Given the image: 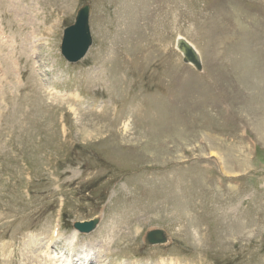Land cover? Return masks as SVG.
I'll use <instances>...</instances> for the list:
<instances>
[{
    "label": "rangeland",
    "instance_id": "1",
    "mask_svg": "<svg viewBox=\"0 0 264 264\" xmlns=\"http://www.w3.org/2000/svg\"><path fill=\"white\" fill-rule=\"evenodd\" d=\"M0 131V264H54L55 226L67 255L95 218L85 264H264V0H0Z\"/></svg>",
    "mask_w": 264,
    "mask_h": 264
},
{
    "label": "water",
    "instance_id": "2",
    "mask_svg": "<svg viewBox=\"0 0 264 264\" xmlns=\"http://www.w3.org/2000/svg\"><path fill=\"white\" fill-rule=\"evenodd\" d=\"M91 6L83 5L76 12L74 23L63 31L60 52L68 63H76L87 53L92 43L89 27V15ZM176 49L182 54L183 62L192 65L197 71H201V61L196 50L185 39L176 40ZM98 219L87 222H75L73 228L79 233L92 232L98 224ZM169 241L165 231L155 229L146 232L144 243L147 246L165 245Z\"/></svg>",
    "mask_w": 264,
    "mask_h": 264
},
{
    "label": "bare ground",
    "instance_id": "3",
    "mask_svg": "<svg viewBox=\"0 0 264 264\" xmlns=\"http://www.w3.org/2000/svg\"><path fill=\"white\" fill-rule=\"evenodd\" d=\"M3 22V21H2ZM8 28V27H7ZM6 36V35H5ZM11 38V37H10ZM21 40V39H20ZM13 41V40H12ZM5 42V41H4ZM3 42V43H4ZM15 47V46H14ZM144 53V52H143ZM30 64V63H29ZM31 67V66H30ZM105 73V72H104ZM106 74V73H105ZM106 77V76H105ZM98 78V77H97ZM102 78V77H101ZM98 82V81H97ZM40 83V82H39ZM97 84H100V83H97ZM93 85V84H92ZM96 85V84H95ZM41 87V86H40ZM109 91H110V89H108ZM99 92V91H98ZM110 93V92H109ZM57 94V93H56ZM158 94V93H157ZM57 97V96H56ZM61 97V96H60ZM163 97V96H162ZM64 98V97H63ZM116 103V102H115ZM117 106V105H116ZM112 112H111V114H112V116L113 117H116V118H118V117H121L122 115H123V112H121V111H119V110H117V109H115V108H112V110H111ZM103 112V111H102ZM109 112H110V110H109ZM88 113V112H87ZM105 114V113H104ZM161 114V113H160ZM102 115H103V113H102ZM101 115V116H102ZM162 115V114H161ZM164 115V114H163ZM83 116V115H82ZM84 116H86V118H87V116L89 117V116H91L92 118H96L98 115H94L93 113H88V114H84ZM105 116H106V114H105ZM127 117V116H126ZM160 117V116H159ZM163 117V116H162ZM91 118V119H92ZM98 118V117H97ZM81 120H83V118L81 119ZM104 120V119H103ZM103 120H98L99 122H104ZM90 121V120H89ZM81 125H82V123H81ZM96 125H98V124H93V126H91L90 128H92V131H99V129L98 128H96ZM102 125V124H101ZM99 127V126H98ZM102 127V126H101ZM86 128H88L87 127V125H85L84 124V126H81V129L84 131V132H86L84 129H86ZM126 128V127H125ZM123 129V128H122ZM67 130V129H66ZM80 130V129H79ZM126 130V129H125ZM1 132V131H0ZM3 132V131H2ZM81 132V131H80ZM83 132V133H84ZM87 133V132H86ZM93 135V134H92ZM67 135H65V137H66ZM88 136V135H87ZM65 141V140H64ZM111 231V230H110ZM115 231V230H114ZM113 231V232H114ZM109 232V231H108ZM115 234H116V232H115ZM120 235H123V234H120ZM127 234H125V236H126ZM110 236V235H109ZM112 236V235H111ZM117 237V236H116ZM119 237V236H118ZM63 238V235H61V233H58V231H53V234H52V236H50L49 237V239H47V241H45V247H44V252H45V255L47 256V258H52L51 260H52V262H54V264H74L75 263V259H76V257L78 258V259H81L79 256H77L76 255V251L78 250V249H81V251L80 252H82V254H81V256H82V259H83V261H82V263L83 264H85L86 262H91V261H93L92 259H91V256L89 255V253H86L85 252V248H84V246L85 245H78V246H76V242H78V233L76 232V231H73L69 236H68V238L65 240V243H66V245L68 246V254L67 255H65L64 253H63V251H60L59 253H56V254H54L53 256H51V254L49 253V245L50 244H57V242L60 240V239H62ZM110 239V238H109ZM110 242L112 241V240H109ZM112 243H114V242H112ZM109 244V243H108ZM65 246V245H64ZM75 248H78V249H75ZM44 254V253H43ZM59 254V255H58ZM75 258V259H74ZM49 260V259H48ZM79 261V260H78ZM93 263V262H92ZM53 264V263H52Z\"/></svg>",
    "mask_w": 264,
    "mask_h": 264
}]
</instances>
